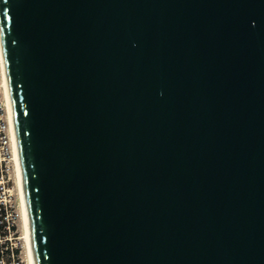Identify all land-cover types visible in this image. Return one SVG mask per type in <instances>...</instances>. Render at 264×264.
Returning a JSON list of instances; mask_svg holds the SVG:
<instances>
[{
  "label": "water",
  "instance_id": "obj_1",
  "mask_svg": "<svg viewBox=\"0 0 264 264\" xmlns=\"http://www.w3.org/2000/svg\"><path fill=\"white\" fill-rule=\"evenodd\" d=\"M36 264H264V0H0Z\"/></svg>",
  "mask_w": 264,
  "mask_h": 264
},
{
  "label": "rangeland",
  "instance_id": "obj_2",
  "mask_svg": "<svg viewBox=\"0 0 264 264\" xmlns=\"http://www.w3.org/2000/svg\"><path fill=\"white\" fill-rule=\"evenodd\" d=\"M10 134L7 119V109L5 104V94L3 87V78L0 63V199L3 198L6 203L1 205L0 214L1 234H8L11 240L8 242L16 244L18 264H27L24 240L22 238V224L20 215V205L18 189L16 184L15 166L10 148ZM11 222V233L9 234L6 226Z\"/></svg>",
  "mask_w": 264,
  "mask_h": 264
},
{
  "label": "bare ground",
  "instance_id": "obj_3",
  "mask_svg": "<svg viewBox=\"0 0 264 264\" xmlns=\"http://www.w3.org/2000/svg\"><path fill=\"white\" fill-rule=\"evenodd\" d=\"M0 63H1V72H2L3 87L5 94V104L7 109L8 127L10 134V146H11L10 148L12 150V158L15 166L16 184H17L18 196H19L20 215H21V224H22L21 226L23 230L22 238L24 240V245H25L27 264H36L32 235H31V227L29 221V214H28L27 202L25 197V187H24L23 172L21 167V160L19 155V146H18V139L16 133L15 118H14L12 100H11L10 89L7 80V73L5 68L4 56H3L1 34H0Z\"/></svg>",
  "mask_w": 264,
  "mask_h": 264
},
{
  "label": "built area",
  "instance_id": "obj_4",
  "mask_svg": "<svg viewBox=\"0 0 264 264\" xmlns=\"http://www.w3.org/2000/svg\"><path fill=\"white\" fill-rule=\"evenodd\" d=\"M0 203H6L3 198L0 199ZM2 213V207L0 205V214ZM4 222V221H3ZM0 221V264H18L17 253L15 246L16 244H10L8 240H11L10 235L1 234V223ZM8 227L9 234L11 233V222L6 225Z\"/></svg>",
  "mask_w": 264,
  "mask_h": 264
}]
</instances>
